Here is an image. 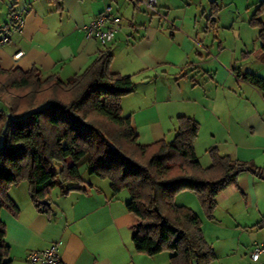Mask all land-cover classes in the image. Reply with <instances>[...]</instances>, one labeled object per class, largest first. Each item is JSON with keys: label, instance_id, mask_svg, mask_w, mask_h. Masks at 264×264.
Here are the masks:
<instances>
[{"label": "crops", "instance_id": "1", "mask_svg": "<svg viewBox=\"0 0 264 264\" xmlns=\"http://www.w3.org/2000/svg\"><path fill=\"white\" fill-rule=\"evenodd\" d=\"M173 1L157 0L158 15H152L136 0H0V12L7 9L9 16L8 22L0 23L6 26L0 29L1 38L9 39L0 45V68L22 72L35 68L43 77L57 75L66 82L102 52H109L110 72L130 76L134 84L121 109L123 116L130 117L136 140L142 135L161 140L175 129L176 119L189 117L199 124L196 139L200 133L207 136L205 154L213 147L232 161L264 168V99L238 77L240 73L261 76L251 61L241 58L248 47L255 49L259 28L247 31L246 40L239 35L233 48L219 45L213 54L211 28L222 16L217 2L233 4L238 11V0H186L176 11ZM101 13L120 26L108 44L88 38L83 30ZM14 17L24 21L20 30ZM18 52L21 57L15 56ZM243 62L248 65L239 64ZM196 157L202 168L209 167V160L201 162L197 153ZM81 179V190L62 193L58 187L54 202L50 191L45 213L31 204L27 190L12 198L10 188L8 195L19 212L13 216L0 211L10 264H30L29 254L54 245L62 264L147 262L134 247L125 248L121 233L127 229L131 240L133 222L127 218L132 214L115 201L109 181L90 174ZM217 212L225 214L233 228L251 226L258 231L256 236L264 237V176L243 172L236 185L218 194L212 223L227 228L216 218ZM203 233L214 246L218 239L212 242L206 230ZM261 242L264 238L254 244Z\"/></svg>", "mask_w": 264, "mask_h": 264}, {"label": "trees", "instance_id": "2", "mask_svg": "<svg viewBox=\"0 0 264 264\" xmlns=\"http://www.w3.org/2000/svg\"><path fill=\"white\" fill-rule=\"evenodd\" d=\"M262 11L264 4L249 23L259 28L260 46L252 56L264 63ZM111 62L112 55L102 52L66 82L57 75L43 77L35 68L28 72L0 68V77L12 79L9 86L27 90L25 98L37 101L31 110L15 115L13 104L6 106L0 98V211L17 216L19 209L8 192L26 182L31 204L47 212L46 198L53 188L62 193L82 189L79 166L85 164L90 175L109 181L114 196L128 192L125 208L136 218L130 229L137 253L152 257L167 251L169 264H211L216 255L204 238L200 218L191 209L176 206L174 196L192 192L212 219L220 192L236 185L243 172L264 176V168L232 161L216 148L208 151L209 167L202 168L194 149L199 124L189 117L177 119L172 140L138 144L130 117L121 109L134 84L130 76L111 73ZM238 77L264 99V78L251 73ZM91 115L100 122L88 121ZM41 120L52 129L47 144L41 137ZM5 234L0 220V264H10Z\"/></svg>", "mask_w": 264, "mask_h": 264}, {"label": "rangeland", "instance_id": "3", "mask_svg": "<svg viewBox=\"0 0 264 264\" xmlns=\"http://www.w3.org/2000/svg\"><path fill=\"white\" fill-rule=\"evenodd\" d=\"M157 2V0H156ZM186 0H174L172 2L174 8L173 11H176V9H180L184 7ZM187 3V2H186ZM218 6L220 7V13H221V22H218L217 25H212L213 28L211 31V44L213 45L214 50L212 53L214 54V51H217L218 46H225L226 44L231 45L233 48L238 42H239V35L241 36V41L247 39V31L254 30V26H252L249 23V26L247 24V21L251 14L255 13L254 11L256 8H259L261 4H264V0H238L236 1V8H238V11L235 10V6L229 5L227 3H221L217 2ZM224 4V5H223ZM232 6V7H231ZM254 7V9H252ZM0 23L4 24L9 21L8 16V10L4 12H0ZM264 13V11H262ZM202 15L200 14L198 16L199 19H201ZM261 21L264 20V14L260 16ZM216 22V21H215ZM212 23V22H211ZM169 35V33H168ZM3 36V33L0 32V38ZM224 40H227L226 43H224ZM223 44V45H221ZM260 46V42L258 41V44L254 48H258ZM254 50V49H253ZM251 47H248L247 50H244V52L241 54V58L243 61L249 60L253 63V66L257 67V70L261 71V76L264 78V63H261L260 61L256 60L252 56ZM242 65H248L246 62H243ZM239 65V66H240ZM254 68V67H253ZM12 79L2 76L0 77V98L3 101V103L6 106H10L13 104L14 112H12L15 115H19L21 113L27 112L31 110V108L34 106V103H37V101H28L25 98V95L27 93V90H22L19 88H13L9 86V82ZM99 121L97 117L94 115H91L88 118V121H91L94 123V121ZM100 122V121H99ZM177 119H176V127L173 131H171L166 137L163 139L169 141L172 140L175 134V131L177 129ZM42 126H41V137L44 142L50 143V136L52 134V129L49 127V125L46 124L44 120H41ZM3 124V120L0 119V125ZM205 126H202L201 132H203ZM139 132H142L140 130ZM196 140V141H195ZM195 151L197 155L199 156V159L201 162H204V160H209L210 157L207 153L205 154L203 151V146L206 144L207 136H203L202 133H200L199 138H195ZM138 144L140 145H149L156 141L154 139H151V137H141L136 140ZM49 146V145H48ZM213 148V147H212ZM218 151V150H217ZM219 153V151H218ZM220 154V153H219ZM58 166H56V169ZM79 171L81 176L83 175V178H87L89 171L86 167V165H80ZM27 190V183L22 182V184L18 186L12 187V190L10 192V196L12 198H16L15 194L21 195L24 191ZM59 194V188L55 187L51 190L50 197L53 200L56 199V197ZM115 201L122 205L123 207L126 205V203L129 201V195L126 190L121 191L119 194L116 195ZM17 200V199H16ZM173 203L176 206H184L189 209H191L199 218L201 221V227L203 230H206V235L209 240H213L215 238L218 239V241H214L215 245L212 246L210 242H208L207 238H205L206 242L215 250V253L217 255V258L211 263V264H253L250 261V253L252 251V246L254 242H259L262 238V234L259 233L258 236H256L255 228L251 226H242L240 228H233V224L231 223L230 219L226 217V215L217 212L216 218L223 220L224 227L227 226V228L219 227L216 228L215 224L212 223L214 216H215V210L213 211V217L212 219H209L203 211L201 210L200 203L198 198L193 194L192 192L184 191L181 193H178L173 198ZM51 208L53 209V214L55 211V207L53 206V203H51ZM52 214V215H53ZM129 222H136V218L131 215L129 218H127ZM202 230V232H203ZM260 232V231H259ZM122 234V239L125 245L126 249H133L132 242L130 240V233L126 229L125 234ZM204 235V233H203ZM171 253L170 252H162L155 256L148 257L146 256L143 261H147L145 264H169V258Z\"/></svg>", "mask_w": 264, "mask_h": 264}, {"label": "built area", "instance_id": "4", "mask_svg": "<svg viewBox=\"0 0 264 264\" xmlns=\"http://www.w3.org/2000/svg\"><path fill=\"white\" fill-rule=\"evenodd\" d=\"M139 2L149 13L158 15L156 0H136ZM13 21L16 23L17 29L23 27L24 21L19 17H14ZM110 22V25H107ZM83 30L88 38L95 39L101 44H108L114 39L115 33L120 30L119 24L111 20L107 13H101L91 23L83 27ZM8 37L0 39V45L8 42ZM16 57H21L22 52H18ZM250 259L253 263L264 264V242L253 245ZM30 264H62L60 254L56 245L49 249L31 253L28 255Z\"/></svg>", "mask_w": 264, "mask_h": 264}]
</instances>
